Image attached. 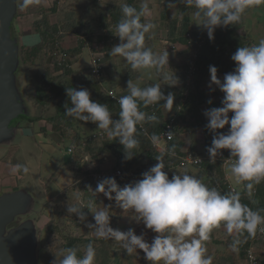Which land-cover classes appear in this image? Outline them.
Listing matches in <instances>:
<instances>
[{"label":"trees","instance_id":"trees-1","mask_svg":"<svg viewBox=\"0 0 264 264\" xmlns=\"http://www.w3.org/2000/svg\"><path fill=\"white\" fill-rule=\"evenodd\" d=\"M66 0H53L50 7L34 6L27 10L26 13L37 11L40 17H37L34 22V31L39 37V41L34 45H21V60L28 67L32 66L33 62L39 58L42 62H46V69L39 74L33 75L31 79L28 78V83L36 82V93L32 96L36 107L41 105V116H21L20 118L27 119V124H34V122L44 120L46 115L43 109L55 103L56 112L54 115L48 117L52 130L57 131L58 137L66 138V130L70 129L73 132L71 144L76 146L73 156L67 163V168L73 176V185L78 184L77 192H74L69 200L67 196V189H63L61 199L53 201L50 195V218L47 219L45 230L47 240L41 237L39 249V263L38 264H52L62 250L66 248H75L78 250V256L83 257L84 248L88 243H93L96 249L95 264H131L132 259L138 258L140 264H150L145 259V254L142 250H137L134 254L128 255L126 250H123L119 243L110 239H96L94 232L88 227L89 224H94L93 213L87 208L82 211L86 214V219L81 220L78 214H69L67 212L68 204L87 206L91 203L96 208H104L105 205H112L109 209L112 214L111 225L114 228L122 231L134 229L137 235L144 234L145 239L151 242L155 236L151 230L147 229L144 233L137 231L135 222L131 221L129 224L126 220L128 213L114 203V200H109L103 193H95L98 183L101 181L96 177V173L104 170V163L111 159V155L115 156L113 167H119L126 171L132 170L137 174H142L150 167L158 163L155 156L159 155L151 142V136H160L165 128L166 122L171 116H174L176 123L180 124L188 114L197 115V125L194 131L201 130L204 135V147L202 152L207 151L211 145L214 133L206 128L208 123L207 117L204 115L203 106L209 104L210 97L205 84H202L204 76H206L209 66L214 65L218 69V74L229 73L234 70L235 62L231 59L232 55L240 46H248L246 36L241 28V22L227 27H217L214 33V39L210 40L207 29L203 26L195 24L194 8H188L183 3L177 0L174 8L170 9L167 6V0L163 1V11L159 20L151 21L156 24V29L151 33V38L146 36L145 46L151 48L154 52L160 51L156 40L161 38V25L167 31L163 43H181L187 45V48L181 51L182 59L180 62L169 60L170 67L166 70L169 74L175 72L179 77V84L170 86L165 84L162 75L155 69V73L151 76H143L141 70H132L127 61L120 56H113L110 54L111 48L120 43L119 37L112 31H115L117 23L122 17L120 6L129 4L140 8L145 0H123L116 4L109 3L106 11L94 17H79L74 10H66L62 3ZM149 9L151 3H148ZM19 8L20 0H19ZM261 10L264 5L257 6ZM18 8V9H19ZM20 9L16 14L15 21L12 25V31L16 35V20L20 16ZM48 9H51L55 14V20L50 19L51 15L46 14ZM251 9V8H249ZM247 11H250V10ZM246 11V12H247ZM245 12V13H246ZM143 22V18H142ZM112 30V31H111ZM190 34V36H188ZM69 36H78L77 45L71 48H66L62 44V40ZM85 42L90 45L94 43H102L103 46V71L102 77L98 78L93 72L92 66H87L81 70H77L74 64L80 59L82 51L84 50ZM189 46V47H188ZM45 50V51H44ZM45 52V55L42 54ZM62 58L55 61V58ZM57 59V58H56ZM52 66V69L50 68ZM191 66H195L191 78L188 77ZM60 71V74H54ZM144 77L139 84L140 87H147L152 84L159 83L162 86V91L165 96L172 93L174 100V114L169 118L166 116V109L162 106L163 101L144 107L140 105L142 111L148 114H155L158 117V122H145L143 126H137V139L139 140V147L134 151L137 153L130 160L125 159V152L123 145L119 140L110 139L106 133L97 130V124L89 121L83 122L68 116L65 113V106H71L70 98L66 94L67 87H74L77 89L86 88L90 91L91 97L94 101L106 104L113 114L114 119H119L118 113L120 106L117 101L108 95V90L113 89L119 95L127 94L128 81H134L137 78ZM140 80V79H139ZM163 82V85L160 82ZM181 83V85H180ZM216 99L215 107L222 106L223 92L216 87L213 91ZM231 115V114H230ZM55 126L57 129L53 128ZM26 127H32L26 126ZM230 126H225L227 132ZM48 128L40 127L41 132H47ZM103 132L102 134H100ZM181 134L176 135L175 138L168 143L169 148L175 146V156H164L165 171L171 176L172 169L178 168L182 171H193L196 175L203 179V181L211 188H217L221 193L236 192L241 193L242 203L248 205L253 210H260L264 215V181L255 185L254 195L251 199L243 190V184L237 183L235 179L231 180L236 184V190L232 191L229 187V181L225 178V167L223 160H217L212 164L208 160H204L200 165H181V157L189 150H196L193 144L186 146V143L181 139ZM78 149V150H77ZM79 152V153H78ZM229 150H223V157H229ZM84 159L93 160L85 162ZM57 174V173H56ZM121 187L131 184V180L120 177H115ZM48 182V181H47ZM49 183V182H48ZM76 188V187H75ZM63 198V201H62ZM116 208V209H115ZM47 210L42 213L45 215ZM115 211V212H114ZM124 223V224H122ZM72 227H74L72 229ZM223 227V225H221ZM218 229V228H217ZM214 229L211 233L210 239L205 242L207 254L213 257L219 255L218 261L221 264H250L248 253L253 250L256 257V264H264V239L261 238L260 232L255 238H247L245 232L243 236L238 237L242 243L237 246V250L231 247L234 236L227 233L220 238L216 237ZM220 234V233H219ZM114 244V246H112ZM224 248V249H223ZM223 249V250H221Z\"/></svg>","mask_w":264,"mask_h":264},{"label":"clouds","instance_id":"clouds-1","mask_svg":"<svg viewBox=\"0 0 264 264\" xmlns=\"http://www.w3.org/2000/svg\"><path fill=\"white\" fill-rule=\"evenodd\" d=\"M46 0H20V7L42 6ZM177 0H167L172 9ZM188 8H194L195 24L207 29L209 39H214L215 29L238 24L243 14L252 7L264 5V0H179ZM122 17L115 31L120 43L111 48L110 54L123 57L132 70L155 68L161 73L165 84L178 85L180 80L175 72L166 71L169 65V52H154L145 46L146 36L151 38L156 24L150 19L152 12L147 0L139 9L129 4L120 6ZM143 18V22H142ZM234 71L226 73L221 80L218 69L209 66V87L217 86L223 92L222 106L204 111L208 119L206 128L214 133L212 143L207 148L209 161L216 163L217 156L223 157V150H229L226 171L243 190L249 199L254 195L255 185L264 181V38L251 46H240L232 55ZM66 94L71 106H65V113L83 122L97 124V130L107 134L110 139L119 140L123 145L125 159L130 160L139 147L138 125L145 122L156 123L158 117L140 110V105L148 107L163 101L168 111L174 108L172 93L165 96L159 83L140 87L132 79L128 81L127 94L118 99L119 119H114L106 104L94 101L86 88L67 87ZM209 104L212 103L210 99ZM174 114V113H173ZM172 114V115H173ZM231 114V115H230ZM169 118V117H168ZM230 126L227 132H221ZM179 130V129H178ZM171 131L169 132V135ZM153 145L159 144L156 135L151 136ZM72 154V153H71ZM175 156V146L161 150L155 156L158 163L142 173V179L121 187L115 177H105L97 185L95 193H103L114 200L125 213L132 211V219L143 223L147 229L156 233L151 242L144 234L137 235L134 229L122 231L111 225L112 214L109 209L68 204L69 214H78L86 219L82 211L87 207L94 216L95 223L88 227L96 239H110L120 244L130 256L142 250L150 264H212L213 257L207 254L205 242L214 229L223 225L230 236H234L231 247L237 250L242 243L238 237L246 232L247 238H255L264 233V215L242 203L241 193H221L209 187L202 178L188 171L178 172L169 178L165 171L164 156ZM93 160L84 159L85 162ZM108 168V167H107ZM27 172L24 165H16L17 170ZM236 184V183H235ZM83 257L75 248L62 250L52 264H95L96 249L93 243L84 248Z\"/></svg>","mask_w":264,"mask_h":264},{"label":"rangeland","instance_id":"rangeland-1","mask_svg":"<svg viewBox=\"0 0 264 264\" xmlns=\"http://www.w3.org/2000/svg\"><path fill=\"white\" fill-rule=\"evenodd\" d=\"M123 0H66L65 4L63 6L66 10H74L77 12L79 17H94L102 12L106 11L109 3H115L118 4L122 2ZM157 3H154V2ZM53 0H46L45 4L43 6L50 7L52 5ZM147 3H151L150 11L152 12V19L153 20H159L162 15L163 11V1L162 0H147ZM19 8V6H18ZM20 9V8H19ZM18 9V10H19ZM250 11H247L243 14L241 19V28L244 32V35L246 36L245 43L248 44V46L254 45L258 43V41L261 38H264V9L261 10L260 7H252L249 9ZM20 16L16 20V36L19 38L20 47L21 45L28 44L27 41L25 42V35L22 33L23 30H30L34 31L33 22L37 17H40V14H38L37 11L32 13H25L23 9H20ZM46 14H50V19L55 20V14L51 9H48ZM18 24V28H17ZM23 28V29H22ZM161 28L163 31H161V38H159L156 41H164V37L167 35V31L164 29L163 24L161 25ZM156 29V28H155ZM27 35V34H26ZM32 38V39H31ZM35 39L34 44H36L39 41V37L34 35V37L29 36L28 42H33ZM77 39L78 36H69L62 40V44L66 48H71L73 46L77 45ZM86 43V42H85ZM161 43V42H160ZM99 44V43H98ZM85 45V44H84ZM101 45V43L99 44ZM169 45V44H168ZM170 46L172 48H176L175 46H179V49L184 50L187 48V45H183L181 43H171ZM189 47V46H188ZM180 50H175L174 53H177L178 61H183V57ZM45 51V50H44ZM42 51V54L45 55V52ZM94 51V50H93ZM21 53L22 50L20 48V67H19V85L22 89L23 95L25 99L27 100L32 114H35V116H41V105L36 107L33 95L36 93L35 84L28 83V78L31 79L33 75L39 74L46 69L47 66H45L46 62H42L41 59H37L36 62L34 61L32 66L30 67L26 66L22 60H21ZM172 55L169 54V60L172 59ZM57 58V59H56ZM55 61L60 60L58 57H56ZM177 62V60H174ZM91 55L90 51L87 49H84L82 51V54L80 56V59L74 64L75 69L81 70L87 66L91 65ZM52 69V66L50 67ZM167 71V70H166ZM234 71V70H233ZM38 72V73H36ZM232 72V71H231ZM36 73V74H35ZM60 71H56L54 74L58 75L60 74ZM226 73L218 74V77L223 80V77ZM210 82V71L208 70L206 76H204L202 80V84H205L206 89L208 90V95L212 101L211 104H208V107H215L216 105V99L215 95L213 93L214 89L217 87L215 85L212 86V88L209 87ZM134 83H138L135 81ZM163 85V82H160ZM181 85V83H180ZM43 113L46 115L47 118L41 121L34 122V124H29L28 126H32L30 128H25L23 133L19 138V141L12 145L11 147L7 148H0V167L2 166V171L0 172V189L2 190H12L14 188L19 187H27L29 191L34 195L38 197V200L41 203V212L38 214L37 222L39 226V239L41 240V237H44L45 240H47V232L45 230V224L47 222V219L50 218L51 210L49 201L52 199L58 201L61 199V192L63 189H67V196L69 195V200L72 199L71 195L74 192V190H77L79 187L78 184L73 185V176L71 172H69L67 168V163L73 156H77V151L72 152V154L68 151L69 146L71 145V140L73 136L72 130L68 129L66 130V138L61 139L58 137V133L53 131L52 124L48 117L54 115L56 112L55 109V103H52L50 106L46 107V109H43ZM205 111V110H204ZM197 115L188 114L187 118H184L182 121H180L179 124V130L176 133V135L181 134V139H183V136L191 135V138H193L194 142L197 144V148L202 145L203 143V132L201 130L194 131L195 126L197 125ZM45 126L48 130L47 132H41L40 127ZM53 128L56 130L57 128L53 126ZM58 130V129H57ZM203 133V134H202ZM185 142V140L183 139ZM198 141H201L198 143ZM193 144V143H192ZM190 145V144H189ZM186 145V146H189ZM78 150V149H77ZM200 150V149H197ZM79 153V152H78ZM115 156L112 154L111 159L108 162L104 163L105 167H110L114 164ZM16 165H24L27 167L28 171L25 173L22 170H17L15 173L12 172V168ZM229 165L227 166V168ZM190 174L193 175V171L190 172ZM181 169L175 168L172 169V174L169 178L172 177L173 174H176L178 172H184ZM57 173V174H56ZM232 178V176H230ZM234 178H232L233 180ZM7 180V183H4ZM49 183H48V182ZM135 182H131V184H134ZM237 184V183H236ZM2 186V188H1ZM76 187V188H75ZM50 195L53 196V198L50 199ZM63 201V198H62ZM115 203V202H114ZM116 209V208H115ZM44 210H47L48 214L46 213L43 215L42 213ZM115 212V211H114ZM128 220L127 223L129 224L131 221L135 222V228L137 231L140 230V232L144 233L147 229L144 224L137 223L135 220L132 219V211L128 213ZM124 224V223H122ZM74 227H72L73 229ZM150 229H147L149 232ZM226 229L224 227H219L217 231L214 233L216 234L217 238H220L221 236L226 235L227 233ZM220 233V234H219ZM154 235L156 233L153 232ZM221 235V236H219ZM221 239V238H220ZM207 242V241H206ZM114 246V244L112 245ZM224 249V248H223ZM221 249V250H223ZM219 255H214L215 260H213L212 264H221L218 261V258L220 255H222V252ZM131 264H140V260L138 258H133Z\"/></svg>","mask_w":264,"mask_h":264},{"label":"water","instance_id":"water-1","mask_svg":"<svg viewBox=\"0 0 264 264\" xmlns=\"http://www.w3.org/2000/svg\"><path fill=\"white\" fill-rule=\"evenodd\" d=\"M18 5L0 0V148L16 144L27 123L20 117L33 115L19 85L20 42L12 31ZM40 205L25 186L0 193V264L39 263Z\"/></svg>","mask_w":264,"mask_h":264},{"label":"built area","instance_id":"built-area-1","mask_svg":"<svg viewBox=\"0 0 264 264\" xmlns=\"http://www.w3.org/2000/svg\"><path fill=\"white\" fill-rule=\"evenodd\" d=\"M188 36H190V34H188ZM99 44L94 43L93 45H90L89 42H86L84 45V49H87L90 51L91 62H92L91 66L93 68L94 74L98 78L102 77L104 74V71H103V66H104V63H103V57H104L103 46L104 45L102 43H101V45H99ZM61 58H62V56L60 57V59ZM193 70L195 71V66H191L190 71H189V75H188L189 78H191ZM108 95L117 102H118L119 97L121 96L113 89L108 90ZM140 110L142 111L141 106H140ZM178 129H179V126L176 123L174 116H171L168 119V121L166 122L165 128L163 129L160 136L158 137L159 138V144L153 145V147L158 152H161V150H164L166 152L167 149H169L168 143L175 138L176 133L178 132ZM170 131H171V134L169 135ZM219 131L225 132L226 129L225 128L220 129ZM102 133L103 132H101L100 134H102ZM75 149H76V146L71 144L68 148V151L70 153H72L75 151ZM199 152H202V151H196V150L187 151L186 154L181 157V165H183V166L184 165H200L203 163L204 160L209 161V154L207 151H204V153H199ZM175 155H176V152H175ZM227 159H228V157L225 158V157L217 156L216 161L217 160H223V165L225 167V178L227 181H229V187L231 188V190L235 191L237 186L234 182L231 181L232 180V178L230 177L231 174L226 171V167L228 166V164L224 163V161ZM96 177L100 180H102L105 177H120V178L134 180V181H138V180L143 178L142 174H137L132 170L126 171V170L119 168V167H113L112 165L110 167L105 168L104 170L96 173ZM261 234L264 237V233H261ZM248 257H249L250 264H256L257 263V260H256V257L254 255L253 250H249Z\"/></svg>","mask_w":264,"mask_h":264},{"label":"crops","instance_id":"crops-1","mask_svg":"<svg viewBox=\"0 0 264 264\" xmlns=\"http://www.w3.org/2000/svg\"><path fill=\"white\" fill-rule=\"evenodd\" d=\"M154 3H157L156 1L154 2ZM17 28H18V24H17ZM23 29V28H22ZM24 35H25V42L27 41V43L29 44V45H34V42H35V39H34V41L33 42H28V37L29 36H32V37H34V35H36L37 36V34L35 33V31H30V30H23V32H22ZM27 34V35H26ZM32 39V38H31ZM161 42V43H160ZM156 43H157V45L160 47L159 49H160V51L159 52H163V51H168L169 52V54H171L173 57H172V59H174V60H178V58H177V56H178V54L177 53H174L175 52V50H180L179 49V46H175L176 48H172L170 45H168V44H165V43H163L162 41H156ZM179 44V43H178ZM182 50V49H181ZM180 50V51H181ZM179 57V56H178ZM178 62V61H177ZM141 72H142V75L143 76H151V75H153L154 73H155V68H153V69H144V70H141ZM144 77H141V78H137V79H135L133 82H135V81H137L138 82V84H140L141 83V81H142V79H143ZM140 79V80H139ZM212 101H214V99L212 100ZM203 110H206V109H209V107H208V104L207 105H204L203 107ZM174 113V111L172 110V111H170V112H168L167 110H166V116L167 117H170L172 114ZM203 134V133H202ZM183 139L185 140V143H186V145H189V144H192L193 143V145H194V147L196 148V149H200V150H197V151H202L203 150V147H204V139H205V135L203 134V143H202V145L201 146H199L198 148H197V142L195 143L194 142V140H193V138H191V135H186V136H183ZM199 142H201V141H198V143ZM2 171V166L0 167V172ZM5 182L4 183H7L8 181L7 180H4ZM4 191H7V190H2V189H0V193H2V192H4Z\"/></svg>","mask_w":264,"mask_h":264},{"label":"flooded vegetation","instance_id":"flooded-vegetation-1","mask_svg":"<svg viewBox=\"0 0 264 264\" xmlns=\"http://www.w3.org/2000/svg\"><path fill=\"white\" fill-rule=\"evenodd\" d=\"M26 123V122H25ZM26 126H28V124L26 123ZM25 128H29V127H25ZM1 188H2V186H1ZM15 189V188H14ZM20 219V218H19Z\"/></svg>","mask_w":264,"mask_h":264}]
</instances>
